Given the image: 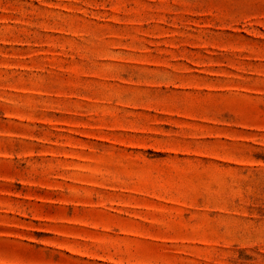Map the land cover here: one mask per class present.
I'll return each instance as SVG.
<instances>
[{
	"label": "rangeland",
	"instance_id": "obj_1",
	"mask_svg": "<svg viewBox=\"0 0 264 264\" xmlns=\"http://www.w3.org/2000/svg\"><path fill=\"white\" fill-rule=\"evenodd\" d=\"M0 264H264V0H0Z\"/></svg>",
	"mask_w": 264,
	"mask_h": 264
}]
</instances>
